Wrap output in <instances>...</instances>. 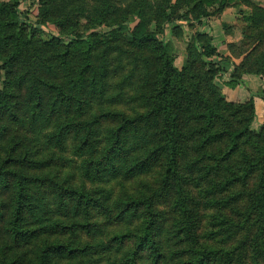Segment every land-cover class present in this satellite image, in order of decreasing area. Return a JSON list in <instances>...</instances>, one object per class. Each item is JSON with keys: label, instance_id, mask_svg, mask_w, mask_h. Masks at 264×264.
Segmentation results:
<instances>
[{"label": "trees", "instance_id": "trees-1", "mask_svg": "<svg viewBox=\"0 0 264 264\" xmlns=\"http://www.w3.org/2000/svg\"><path fill=\"white\" fill-rule=\"evenodd\" d=\"M25 1L0 3V264H264L255 101L223 97L205 35L182 69L159 39L177 21L247 7L258 45L241 64L223 59L236 88L264 76V8L40 0L37 25L22 16ZM45 24L60 36L41 39ZM141 178L133 194L106 187Z\"/></svg>", "mask_w": 264, "mask_h": 264}, {"label": "rangeland", "instance_id": "rangeland-1", "mask_svg": "<svg viewBox=\"0 0 264 264\" xmlns=\"http://www.w3.org/2000/svg\"><path fill=\"white\" fill-rule=\"evenodd\" d=\"M4 2V0H0L1 2ZM7 1V0H5ZM91 0H86V2L90 3ZM132 0H129V2ZM40 0H26L25 1V8L21 7L20 12L22 16H26L29 22L38 23V14H39V8H40ZM82 2L78 3L76 6H81ZM233 11H227L228 14H232V16H229L230 21H228L226 24H223L224 26V33L223 35L217 36V39L215 41V35L213 32V25H211L209 19H204L199 24H189L184 22H175L171 25H168L166 28L165 35H160L159 39L165 40L171 44V52L173 55L176 56V66L180 69H182L185 66V61L187 58V50L189 45H191L194 40L198 38V35H205L201 39L198 44L200 46L202 44H205L207 41L211 43L213 48L216 49L218 52V57L216 56L213 59H210V61L213 62H220L221 67H223V72L219 74V76L215 79V84L219 89L221 90V93L223 94V97L233 103H245L249 101L250 99H258L261 101L260 108L258 107V111H256V117L255 121L252 125V130L255 132H258L261 130L262 126L264 125V90L263 89H257L254 88L256 91L255 94L252 93L251 89L248 87L244 81L245 76H253L257 77L258 81L264 82V76H256V75H250L246 74L242 79L240 80V84L236 88H230L227 86L228 82H231V73L232 70L227 72L225 71V64H223L224 58H229L231 61L235 64H241L243 60L245 59L246 55H248L257 45L258 41H255V35L252 30H249L245 27L243 16L241 17L238 11L243 9L244 6L236 5L232 7ZM242 11V10H241ZM235 15L237 16L238 23L235 24ZM215 18V17H212ZM217 18V17H216ZM85 21L81 19L80 21V27L79 30H84ZM138 21L135 23H130V28H134L137 25ZM38 25V24H37ZM40 34L39 37L41 39L50 40L52 36H60V32L57 31L56 27L52 24H45L40 25ZM103 33H107L109 29L107 28H98ZM62 39L65 42H68V38L62 37ZM235 40H239L236 41ZM197 41V40H196ZM223 64V65H222ZM231 65V64H230ZM232 66H230L231 68ZM264 84V83H263ZM263 86V85H262ZM242 88V93L247 92L243 96H239L238 90ZM246 98V99H245ZM241 100H244L240 102ZM255 101V100H254ZM122 108H127L130 106H121ZM120 107V108H121ZM256 108V105H255ZM262 108V109H261ZM257 109V108H256ZM255 109V110H256ZM261 109V110H260ZM263 112V115L261 113ZM262 117V118H261ZM145 180H149V178H141L138 180H135L133 182H125V181H114L111 184L107 185L106 187L109 189H112L116 196H119L120 194L124 192H129L130 194L136 193L139 191L141 182H145Z\"/></svg>", "mask_w": 264, "mask_h": 264}, {"label": "crops", "instance_id": "crops-1", "mask_svg": "<svg viewBox=\"0 0 264 264\" xmlns=\"http://www.w3.org/2000/svg\"><path fill=\"white\" fill-rule=\"evenodd\" d=\"M5 1V0H4ZM256 3H258L259 5H260V7H262V8H264V0H254ZM3 2V1H2ZM232 9H234V8H229V9H227L221 16H219V17H215V18H210L208 21H210V23H211V25H213V34L215 35V41H216V39H217V36H219V35H223V33H224V26H223V24H226L228 21H230V18H228L229 16H232V14H228L227 13V11H233ZM242 10V11H241ZM241 10H239L238 12L239 13H236V14H241L242 16H244L243 14H245L246 12H248V8L247 7H245L244 6V8L243 9H241ZM239 15H235V24L237 25V23H238V19H237V16H239ZM240 15V16H241ZM240 16H239V18H240ZM241 16V17H242ZM219 37H221V36H219ZM236 41V43H237V41H239V40H235ZM244 81H245V83L247 84V85H249L248 87L251 89V91H252V93L253 94H255L256 93V91L254 90V88H257V89H263L264 90V82H261V81H258L257 80V77H253V76H245L244 77ZM263 85V86H262ZM238 93H239V96H243L244 94H246L247 92H244V93H242V88H240L239 90H238ZM246 99V98H245ZM255 100V105H256V111H258V107L260 108V106L261 107H263L262 105H261V101H259L258 99H254ZM242 101H244V100H241L240 102H242ZM262 109V108H261ZM260 109V110H261ZM261 115H263V112L261 113ZM262 118V117H261Z\"/></svg>", "mask_w": 264, "mask_h": 264}]
</instances>
